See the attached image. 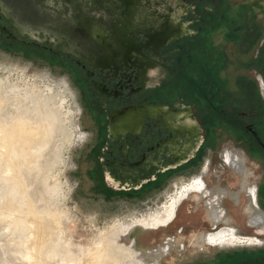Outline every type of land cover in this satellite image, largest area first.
Wrapping results in <instances>:
<instances>
[{"label": "flooded vegetation", "instance_id": "1", "mask_svg": "<svg viewBox=\"0 0 264 264\" xmlns=\"http://www.w3.org/2000/svg\"><path fill=\"white\" fill-rule=\"evenodd\" d=\"M8 6L9 16L0 5L1 41L52 51L67 61L80 87L89 129L80 160L82 187L104 198L142 197L162 177L202 159L209 148L218 150L229 134L249 148L254 165L243 194L224 186L211 189L203 178L183 189L186 200L204 198L207 189L219 192L226 215L218 214L216 227L223 221L236 227L210 234L208 242L240 234L255 243L262 239L258 247L219 253L214 264H264V0H20L19 5L10 0ZM18 9L41 16L43 23L26 25L41 36L44 29L73 27L90 32L89 41L66 51L64 38L23 36L13 14ZM226 157L228 164H239L232 153ZM238 173V179L245 176ZM228 196L239 212L245 197L252 205L243 223L225 204ZM256 208L259 217L253 215ZM213 214L205 218L209 228ZM183 229L164 237L165 243L172 236L167 254L187 249L186 239L177 236ZM204 239L201 249L209 245Z\"/></svg>", "mask_w": 264, "mask_h": 264}, {"label": "rangeland", "instance_id": "2", "mask_svg": "<svg viewBox=\"0 0 264 264\" xmlns=\"http://www.w3.org/2000/svg\"><path fill=\"white\" fill-rule=\"evenodd\" d=\"M6 43L0 39V100L4 101L0 107V123L8 125L20 117L26 119L31 149L26 160H17L18 172L26 186L28 202L34 204L36 211L46 218L49 209L56 212L55 223L52 221V224L60 234L61 245L70 242L81 251H94L99 248L101 240L110 239L115 245L122 242L135 249L131 258L127 259L138 256L147 264H214L219 253L227 254L238 247L260 245L262 239L259 235L257 243L255 238H243L242 235L238 239L226 238L209 243L207 237L210 234H218L228 225L234 232L232 226L235 225L223 221L220 224L224 226L219 224L209 228L210 222L205 218L210 216L211 211L203 204V194L186 200L188 189H183L190 188L203 178L209 181L211 189V186L215 189L224 186L234 191L240 189L242 195V183L252 179L249 172L254 170L249 161V148L245 144L236 142L229 134L225 135L218 150L209 148L202 159L175 174L162 177L158 184L147 188L142 197L117 199L115 196L119 200L115 202L113 195L109 198L95 195L81 183L80 160L88 140V118L82 92L67 61L40 46L23 42ZM228 152L239 164H228L225 156ZM237 153L244 155V163ZM4 171L5 165L0 158V183L4 184L0 196L9 192ZM238 172H243L245 176L238 179ZM230 179L234 181L231 183ZM247 187L250 189L251 185ZM252 188L255 190L254 186ZM172 200L177 205L176 219L168 226L146 228L153 215L165 211ZM0 201L2 203L3 199ZM225 204L234 214L238 212L241 223L253 211L246 197L241 200L240 212L230 196L225 199ZM254 210L253 215L259 217V209ZM115 224L117 230L113 231ZM182 226V234L177 236L180 240L186 239L187 249H176L167 254L164 237ZM0 228V264H25V251H21V248L24 250L23 236L20 234L14 242L7 243V236L13 231L12 221L7 224L0 221ZM114 232L115 236L112 235ZM204 237L209 245L201 249L205 246ZM57 258H47L43 264H50L48 260L53 264ZM58 261L56 264H61Z\"/></svg>", "mask_w": 264, "mask_h": 264}, {"label": "bare ground", "instance_id": "3", "mask_svg": "<svg viewBox=\"0 0 264 264\" xmlns=\"http://www.w3.org/2000/svg\"><path fill=\"white\" fill-rule=\"evenodd\" d=\"M1 82L2 80H0V88ZM3 102V100H0V107ZM29 135L30 131L24 117H20L8 125L0 123V158L5 165L4 173L6 176L4 177L8 180V186H5H7L9 190L7 193L8 195L0 196V199H3L2 203H0V221L1 223L3 221L4 224L12 221L13 224V231L7 236V243L14 242L16 237L20 234L23 236L22 246L24 250L21 248V251H25V264H43L44 260L47 261V258H54L55 256H58L57 260H59L61 264H147L138 256H135L132 260L127 259L129 257L131 258L135 249L122 242L115 245V242L110 241V239H106L105 241L101 240V242L98 243L100 245L99 248L97 247L94 251L86 249L81 251L70 242H63L61 245L58 238L60 234L55 231L57 228L52 224V221H54L53 219L57 215L56 212L49 209L48 218H46L36 211L34 204L28 202L27 189L18 172L19 164L17 160H26L31 149L30 140L28 139ZM3 185L4 184L0 185V190ZM169 203L165 211L153 215L151 223L148 224L146 228L157 229L160 226H168L170 224L177 205L175 200ZM210 203L212 204L214 201ZM26 205H28L27 211ZM210 210L214 212V218L216 217L217 220L218 213L216 206ZM112 230H117L116 224ZM224 232L229 234L231 231L226 229ZM115 233L116 232L112 235L115 236ZM54 234L57 237L53 236ZM212 238L214 239V237ZM226 238H228V236L219 239L225 240ZM215 241L217 242L216 239ZM19 242L20 241H18V243ZM18 246L17 248H19ZM57 260H55L53 264H56ZM48 262L51 264V261L48 260Z\"/></svg>", "mask_w": 264, "mask_h": 264}, {"label": "water", "instance_id": "4", "mask_svg": "<svg viewBox=\"0 0 264 264\" xmlns=\"http://www.w3.org/2000/svg\"><path fill=\"white\" fill-rule=\"evenodd\" d=\"M10 3V0H0V5L3 7V11L8 15L10 7L8 4ZM20 4V0H17V5ZM18 8V6H17ZM9 9V10H8ZM12 11V10H11ZM15 15L16 24L18 25V29L21 35L28 36L31 39H36L38 41H52L57 38V40H62L63 38L68 41L69 45L64 46L63 49L66 51H72L74 48L78 45V41H89V35L90 32H84V31H77V29H74L73 27L70 29H44L43 36L39 35L40 30H35L34 28H28L26 25H33L36 22H41L42 18L41 16H36V11H34L30 16H27L26 13H21L19 9L16 13H13ZM9 16V15H8ZM44 21H42L43 23ZM56 40V41H57ZM81 46V45H79ZM85 48V47H82ZM86 49V48H85Z\"/></svg>", "mask_w": 264, "mask_h": 264}, {"label": "built area", "instance_id": "5", "mask_svg": "<svg viewBox=\"0 0 264 264\" xmlns=\"http://www.w3.org/2000/svg\"><path fill=\"white\" fill-rule=\"evenodd\" d=\"M264 87V86H263ZM226 156V155H225ZM208 192V193H207ZM250 191H248V194H250L249 193ZM204 198H206V200H207V205L210 207V208H213L214 206H216V209H217V212H218V214H219V211L220 210H222V212L219 214L220 215V217H222V219H224L225 218V215H226V210L223 208L222 209V206H220L221 205V196H220V194H219V192H213L212 190L211 191H209V189H207L205 192H204ZM208 198H211L212 199V201H214V203H210V201L211 200H209ZM219 199V200H218ZM214 217V216H213ZM213 219V218H212ZM219 223V221H218V219L216 220V217L213 219V224H212V228H215L216 226H217V224ZM222 226H224V225H222ZM221 227V226H220ZM236 227H233V229H235ZM208 233H209V231H208ZM208 235V234H207ZM240 235H242V237L243 238H247L248 236H250V235H248V234H240ZM168 237V239L165 241V245H166V248L167 249H169L168 247H169V245H170V240H171V238H172V236H167ZM170 238V239H169Z\"/></svg>", "mask_w": 264, "mask_h": 264}, {"label": "crops", "instance_id": "6", "mask_svg": "<svg viewBox=\"0 0 264 264\" xmlns=\"http://www.w3.org/2000/svg\"><path fill=\"white\" fill-rule=\"evenodd\" d=\"M230 218H231V220H235V215L233 213H231Z\"/></svg>", "mask_w": 264, "mask_h": 264}]
</instances>
